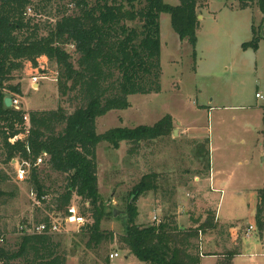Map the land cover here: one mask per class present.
<instances>
[{
  "label": "rangeland",
  "instance_id": "1",
  "mask_svg": "<svg viewBox=\"0 0 264 264\" xmlns=\"http://www.w3.org/2000/svg\"><path fill=\"white\" fill-rule=\"evenodd\" d=\"M69 2L61 4L71 11L74 5ZM198 12L195 48L180 39L169 13L160 15V92L129 95L127 108L97 119L98 133L153 126L167 115L175 128L172 135L143 142L136 154L124 142L118 149L106 141L99 143L100 194L108 211L124 212L129 190L144 173L155 171L159 190L137 201V223H159L171 213L178 224L190 229L211 219L213 226L199 232L200 247L206 253L199 264H218L219 259L209 255L212 251L235 253L233 264H264V230L260 231L256 218L264 189V98L256 97V93L264 96V11L258 1L242 8L239 0H198ZM255 35L258 48H242ZM57 70L54 62L42 56L38 67L26 62L16 71L10 84L21 85V94L14 96L19 107L27 112L67 105V97L62 98L58 89ZM205 166L208 174L201 170ZM43 167L50 193L60 190L63 175L47 164ZM0 169L7 179L0 185L4 191L0 193V231L14 244L20 227L35 223L38 205L28 181H18L15 165L5 163L1 144ZM78 202L74 195L73 203ZM102 229L113 231L115 240L97 251L86 247L88 238L76 225L70 223L56 234L66 250L67 264H146L119 243L124 233L121 220L107 217ZM115 251L120 256L107 261Z\"/></svg>",
  "mask_w": 264,
  "mask_h": 264
},
{
  "label": "trees",
  "instance_id": "2",
  "mask_svg": "<svg viewBox=\"0 0 264 264\" xmlns=\"http://www.w3.org/2000/svg\"><path fill=\"white\" fill-rule=\"evenodd\" d=\"M62 1L0 0V144L5 163L15 158L34 163L47 154L40 166L33 164L24 180L38 205L34 222L63 221L76 195L79 202L75 205L86 219L80 229L88 238L86 247L97 251L115 240L113 231L102 229L105 218L114 212L107 210L99 190L98 144L106 141L118 149L124 142L136 154L143 142L172 135L175 129L172 116L167 115L153 126L116 127L98 133L97 119L127 108L129 95L160 92V15L169 13L180 39H187L195 48L198 0H180L177 5L164 0H70L71 11ZM239 1L242 8L258 1L264 11V0ZM133 22L138 24L131 26ZM258 46L257 35L242 44L244 49ZM42 56L57 65L58 89L62 98L67 97V105L27 112L7 107L5 98L22 92L20 83L10 84L14 73L26 62L38 67ZM46 164L63 175V187L52 193L44 179ZM205 167L201 170L208 174ZM4 173L0 169V185L7 180ZM158 180L157 172L144 173L129 190L123 213L127 219L117 217L124 227L118 241L146 264H199L203 255L199 232L212 227L213 220L190 229L178 224L171 213L164 214L159 223L136 222L137 201L157 193ZM256 218L263 231L264 189ZM234 254L220 253L218 264H233ZM0 264H67V254L55 235L23 233L10 244L0 231Z\"/></svg>",
  "mask_w": 264,
  "mask_h": 264
},
{
  "label": "built area",
  "instance_id": "3",
  "mask_svg": "<svg viewBox=\"0 0 264 264\" xmlns=\"http://www.w3.org/2000/svg\"><path fill=\"white\" fill-rule=\"evenodd\" d=\"M256 97L261 98V99L264 98V96L260 93H256ZM12 99H13L12 106H14L16 109H20L18 98L12 97ZM25 119L26 121H28V116H25ZM46 157H47V154L44 152L43 155L36 158L34 163L30 159H27L24 161H20L19 159H16V158L13 159L12 163L16 167L17 180H20V181L26 180L29 176V173L32 169L33 164L35 166H40L44 162ZM70 223L73 225H76L78 227V230H80L81 227L86 224L85 217L80 213L79 207L75 204H73L72 206L68 208V212L66 216L63 218V221H59V223L53 221L49 225L46 223L36 224L33 222L32 224H27V225L24 224L20 227V232L21 234L23 233H33V234L34 233H49L52 235H56L60 233L61 231L65 230L66 226ZM252 229H253V226L251 225L249 227L248 233ZM119 256H120L119 252L115 251V252L110 253V259H115Z\"/></svg>",
  "mask_w": 264,
  "mask_h": 264
},
{
  "label": "water",
  "instance_id": "4",
  "mask_svg": "<svg viewBox=\"0 0 264 264\" xmlns=\"http://www.w3.org/2000/svg\"><path fill=\"white\" fill-rule=\"evenodd\" d=\"M12 102H13V99H12L11 96H7V97L5 98V104H6L7 107H12ZM176 131H177V130H175V132H176ZM113 212H114V217L122 216V219H123V220H126V219H127L126 216H123V213H124V212H123L122 210H120V209H118V208H114Z\"/></svg>",
  "mask_w": 264,
  "mask_h": 264
},
{
  "label": "crops",
  "instance_id": "5",
  "mask_svg": "<svg viewBox=\"0 0 264 264\" xmlns=\"http://www.w3.org/2000/svg\"><path fill=\"white\" fill-rule=\"evenodd\" d=\"M197 178V177H196ZM199 181V180H198ZM231 230V229H230ZM229 230V231H230ZM232 231V230H231ZM232 233V232H231ZM217 241L218 240H220V239H216ZM221 241V240H220ZM226 243V242H225ZM202 253H203V255H206V253L205 252H203V250H202ZM219 254H220V252H218V251H212V252H210L209 253V255H212L214 258H216L217 260L220 258V256H219Z\"/></svg>",
  "mask_w": 264,
  "mask_h": 264
}]
</instances>
